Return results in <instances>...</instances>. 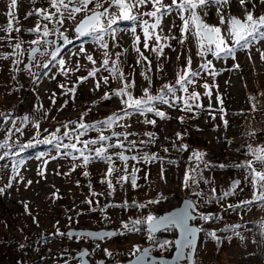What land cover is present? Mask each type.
I'll use <instances>...</instances> for the list:
<instances>
[{"label": "rangeland", "instance_id": "1", "mask_svg": "<svg viewBox=\"0 0 264 264\" xmlns=\"http://www.w3.org/2000/svg\"><path fill=\"white\" fill-rule=\"evenodd\" d=\"M171 2L172 0H163L164 4H171ZM253 3L256 4L255 9H253ZM9 4L10 0H0V29H4L9 23L7 16ZM246 5L255 11L254 14L264 11V4L259 3V0H251ZM107 6L105 4V7ZM89 7L91 8L93 5H89ZM35 9L55 11L50 7L48 0H35V3H32V0H17V6L13 9L16 17L12 21L13 31L9 34L0 30V37H3L0 39V53H13V47L10 45L22 41L21 47L15 55H10L8 59H0V110L8 107V87L12 77L17 76L19 82L26 89L24 104H31L32 106L28 113L31 119L26 122L21 138H31L33 142L36 140L40 142L41 140L52 139L53 134H55L61 138L60 143L65 144V138L74 139V136H77V130L84 131V129H77L74 131L75 134L70 135V137L64 136L66 130L61 124H67V119L75 118L79 122L78 124H90L93 119V112H107L121 106V101L117 97H113L111 100L101 99L106 92L111 94V84H113L114 89L120 85V82L117 80L113 82L107 74L108 72L103 70L101 65L105 50L101 49L91 39L64 46L57 53L56 59L50 60L47 68L42 65L46 62L54 45L37 44L48 55L35 54V60H31L28 68H25L28 50L34 46L30 41L36 39L59 41L60 32L69 35L70 41L77 35L73 29L84 15V13L77 14L75 20H66L63 25H54L41 20V25L48 24L49 29H59L58 32L43 37L42 33L38 36L36 33L28 31V29L36 26L39 19L36 15H27ZM151 10V4H146L141 6L138 11L148 12ZM207 11L208 15L203 17L204 20L210 25H219L220 20L216 7L210 6ZM223 12L225 15L239 18H243L245 14L239 0H230V3L223 8ZM133 13L136 14L137 10L134 9ZM143 18L148 19L149 23L154 22V18L147 16ZM181 25L182 21L175 11L163 17L160 28L156 30L157 34L162 37L175 36L176 39L167 41L161 39L162 44H170L171 47H165L163 55L159 58L155 52L151 51L156 44L154 39L148 41V49L144 48V33L139 22L133 23L131 26L114 25L113 27L118 29L115 40L110 35L104 37V40L109 44L106 51L109 52L112 59H115V41H118L126 47L127 58L134 62L128 65L121 58L119 62L125 76L134 79L136 82V87L131 90L134 97H140L143 89L146 88L147 81L141 75L142 72L150 76L157 85H161L168 82L171 74L173 75L176 67L179 66L177 62L178 53L183 52L181 50L183 45L179 42ZM133 27L136 29L134 33ZM224 27L226 26H222V28ZM15 28H20V31L16 32ZM136 36L140 37L136 46L148 58L147 61L141 60L139 64L137 63L138 53L133 47ZM184 43L192 58V67L196 69L202 59L201 56L197 55V43L191 35H188ZM81 46L85 48L87 54L93 56L96 61L95 64L86 59V53L79 51ZM260 52H264V41H257L249 49H238L234 59L224 56L217 58L209 53L206 57L212 63L211 71L215 72L216 75H202L197 78L195 85L189 86V92L200 93L198 103L202 105L200 109L194 108L193 112H189L196 115L195 139L198 140L199 137H202L204 140L210 141L216 154L222 153L221 156L208 155V160H219L215 165L209 163L210 161L208 162L209 165L211 164L207 167L211 170L209 172H205L199 163L201 171L194 173L198 179L197 183L195 187L190 188V192L194 195L185 196L197 206L194 213L197 219L191 223L198 228L202 226L206 234V237L199 236L193 264H264V238L257 235L253 224V222L259 221L261 217L264 218V204L256 203L247 207H239L241 202L251 199L253 188L250 182L245 179L246 171L234 167L235 164L226 159L229 155L232 158L238 156L236 149L239 147L240 135L246 130V126L249 127V136L252 135L255 147L264 146V89L258 88V86L264 88V60L261 59ZM249 55L251 59H249ZM188 56L189 54L186 52L180 55V66L186 64ZM60 59L65 61L63 71L58 63ZM15 60H19L20 63L15 64ZM149 61L151 62V71H148ZM77 64L80 66L78 69ZM236 64L239 65V68L234 67ZM96 68H100V71L96 73L95 77H88L87 80L80 82V77L88 76V72ZM104 76H109L108 84L103 83L102 78ZM97 80L100 81L101 85L99 89L95 87ZM204 83L209 84L211 96L204 95L207 91L203 88ZM60 85L65 87L61 88ZM73 87H75V93L69 92L68 89ZM256 95L259 96V101L255 99ZM177 96L186 97L187 93L186 95L185 93H178ZM218 96L223 101L222 105L217 99ZM250 96L254 99L251 100ZM53 99L55 103H53ZM253 105H255V111H251ZM182 107L183 105H181ZM221 107L224 108V113L220 112ZM77 108H79L78 111ZM160 110L165 112L169 118L161 119L157 116L146 118L147 120H155L154 125L144 123L146 119L136 114L119 120L113 127L108 128L110 133H133V135L128 136V140H135L137 148L132 151H125V154L139 157L148 153L157 157V159L150 161L141 159L127 161L128 173H131L133 167L139 169L136 173L138 187L134 188L140 189V187L146 186L148 201H159L158 203H149L148 206L136 213L137 218L141 220L149 214L153 215L156 210H161L163 206L173 208L180 204L175 197L160 198L158 196L160 189L176 192L180 173L179 167L169 163V158L175 155V151L167 141L168 134L175 131L178 126V109L162 105ZM249 110L256 115V118L253 119L256 121L252 131L249 124L253 120L246 122L249 118L247 116ZM85 113L87 114L85 115ZM224 120L227 121V127H225ZM35 122L39 123V128L35 126ZM58 125L60 127H57ZM149 132L155 134L154 142H148L150 138L146 133ZM99 135L100 133L89 129L85 135L81 136V139L94 140ZM119 140L123 141L125 145L128 143V140H124L123 136L119 137ZM140 141L147 143L140 144ZM52 143L53 146H47L40 151H33L26 155L20 160L23 161L22 164H17L18 161L9 162L0 169V188L5 189L0 194V220H3L0 221V252L8 246H16L15 243L19 244V248H23L21 245L31 244V247L38 246L33 257H37L40 264H79V260L75 259L74 255L83 246H86L89 249L90 264H109L113 261H116L117 264H124L128 260H124L125 257L139 252L135 250L134 246L141 250L150 244H161L155 243L156 238L168 237L171 240L175 238L176 232L169 229L153 235L151 243L144 245L139 234L131 232L126 235L125 231L118 226L121 217L119 209L106 207L121 201L122 191L115 186H113L115 190L112 191L108 185H100L102 180L96 181L95 179L97 184L93 187L89 183L88 177L82 174L84 168L82 160L65 157L63 153L66 150L61 148L57 151L56 141L53 140ZM164 149H168V151ZM113 151L117 153L123 149L115 148ZM73 155L78 156L79 153H73ZM205 160L207 159L203 157L201 162L204 163ZM74 164L81 166L73 170ZM220 165H225V167L218 168ZM113 167L118 177L125 175V162L114 161ZM102 168L101 163L95 162L90 166L89 172L91 175L99 174ZM41 172L43 175H40ZM162 172L163 178H161ZM201 176L203 179L200 178ZM111 178L113 179L112 175ZM235 180H240V185L232 195L224 197L223 193L231 190V184ZM28 181H32V183L29 185ZM8 184H11V187H6ZM130 185L129 182L126 186L128 193L131 192ZM212 189L216 191L213 192ZM92 192L103 193V195L92 196ZM195 193H201V195L197 196ZM215 194H218L217 196L222 199V203L217 206V209L220 210L223 207L226 209L223 212L220 211V214L222 212L224 215L220 217L221 224L211 227L198 215L205 214L204 210L201 209H206L203 205L209 202ZM88 200H91L92 203L89 204ZM25 203L28 205L27 211L24 207ZM155 216L157 215L155 214ZM34 217L36 222L33 220ZM262 223L264 236V221ZM99 225L110 226L106 229H112L117 234L110 238H103L97 243H87L93 240L85 236L72 235L69 238L67 235H55L57 230L66 233L69 228L98 229L96 226ZM233 225H240V227L233 231L230 227ZM210 232L216 233L219 242L208 235ZM228 237H231V240ZM32 239H36V242L32 243ZM102 246L111 253L110 256L103 253ZM159 251L164 256H169L170 246H164ZM101 261L103 263H100ZM182 264H186V261H183Z\"/></svg>", "mask_w": 264, "mask_h": 264}, {"label": "snow or ice", "instance_id": "2", "mask_svg": "<svg viewBox=\"0 0 264 264\" xmlns=\"http://www.w3.org/2000/svg\"><path fill=\"white\" fill-rule=\"evenodd\" d=\"M251 2V0H239V4L242 8H244V16L243 18H239L232 15H225L223 12V8L230 3V0H172L171 4H164L163 0H48V3L51 8L55 9L54 12H50L47 9H35L33 12H29L27 15H36L39 17L37 24L35 27L28 29L31 33H36L38 36L42 33L43 37H48L49 35L54 34V32H58V28L49 29L48 24L41 25V20L48 21L54 25H63L66 20H75L77 14L84 13L83 18L76 24L75 26V33L77 37H88L93 42L99 45L101 49H104L103 52L104 59L102 61L101 67L103 70L107 71L112 79L117 80L120 82V87L113 90L110 93L106 92L102 100H111L113 97H117L121 99V103L123 105L122 109L119 113H113L109 117H107L103 121H98L95 124H84L80 123L78 129H84L83 132L77 130L76 139L79 143L83 145L82 148H77L76 143H68L62 144L60 143L61 138L57 137L53 134L52 139H46L44 143H52L53 140L56 141L55 147L57 151L61 148L65 150L63 155L65 157H71L73 160L80 159L82 160V166L87 167L90 163L94 161L104 162L108 165L107 171L105 173V177H109L114 172L113 167V154H110L108 149L110 148H120L123 151H119L115 153V157L125 162V175H122L118 178V182H130L133 187H138L137 185V175L136 173L139 169L133 167L131 173L127 172V161L129 160H144L150 161L153 159H157L155 155H149L148 153H144L143 156L132 155L128 156L125 155V151H132L137 148V142L135 140H128L129 135H133V133H113V136H116L117 143L115 144H107L105 145V141L111 140L110 136H106L100 134L98 139L94 140H80V137L85 135L89 129H96L97 125H103L104 127H111L113 124L117 123L119 120H122L126 117H131L133 115L139 114L144 116L147 113H154L155 116L161 119H168L169 117L166 115L165 112L160 111L157 107V104L168 105L170 107H176L180 103H182L183 107L180 109L181 111L193 112V109H200L202 105L198 103L200 99V93L198 92H189V86L195 85L197 82V78L201 76V71L193 70L192 69V58L191 56L187 57L186 65L177 71L176 73V80L175 84H164L162 88L158 91L157 94H151L150 88L152 86L151 77L146 75L145 73H141L144 79L148 82V87L143 89V94L140 97H134L132 94V89L136 87V82L134 79H129L125 76L123 70L120 67V57L121 53L115 54V59H112L109 52L106 51L109 48V44L104 40L106 35H110L113 40L116 38V33L118 29L114 28L113 26L117 24L118 21H132L134 24L139 22L140 26L142 27L144 33V48L148 49L149 43L148 41L154 39L156 44L152 47L151 51L155 52L157 58H159L164 53L165 47H171L170 44H162L161 39L167 41L169 39H176L175 36H161L157 34L156 30L160 28L161 22L163 17L170 15L173 11L179 16L180 20L182 21V25L180 26V33L181 38L179 40L180 44L183 45L185 40L187 39L188 35H191L198 47L197 55L201 56L202 58L205 57L207 54H211L214 57L220 58L221 56L224 57H232L235 58L236 49H249L250 46L254 45L257 41H264V14L255 15L253 10H248L245 8L246 3ZM32 3H35V0H32ZM259 3L264 4V0H259ZM105 4L108 6L105 7ZM151 4L152 10L148 12H139V8L143 5ZM89 5H93V7H89ZM17 6V0H10L9 4V11L7 16L9 17V23L3 30L7 33H11L13 31L12 28V21L16 19L13 9ZM210 6L216 7V12L220 20L219 25H210L204 20V16L208 15L207 9ZM256 4L253 3V9H255ZM115 10H110V9ZM137 10V13L134 14L133 10ZM203 13V15H201ZM150 17L154 18V22L149 23L148 19H144L143 17ZM27 18V17H26ZM18 23V21H17ZM222 26H226L222 28ZM135 27H133L132 31L135 32ZM16 32L20 31V28H15ZM162 31V29H161ZM60 37L67 41L68 37L64 35L63 32L59 33ZM3 39V37H0ZM140 37L136 36L134 41V50L138 53L137 63H141V60L147 61L148 58L143 55L140 48L136 46L139 42ZM231 41V44H229ZM21 42H17L15 45H10L13 47V53L5 54L0 53V59H8L10 55H15L17 50L21 47ZM31 44L37 45L43 43L45 46L47 45H55L56 41H48V40H32L30 41ZM79 51L81 53H86V50L83 46L80 47ZM127 50H125L126 52ZM259 51V49H257ZM59 52V48H55L52 51L51 56L52 59H56V55ZM40 53L41 55H48L46 51H41L39 47H33L30 51V57L34 61L35 54ZM260 57L264 60V52H260ZM86 59L93 64L96 61L93 59L91 54L86 53ZM179 59V56L177 57ZM249 59L251 56L249 55ZM15 64H19V60L14 61ZM59 65L61 66V70L63 71V66L65 61L60 59L58 61ZM149 68L148 71H151V62L149 61ZM44 68L48 67V64L42 65ZM28 67V66H26ZM79 64H77V69L79 68ZM212 63L211 61H207L200 65V69L202 71L208 72V74L215 76L216 73L211 71ZM234 67L239 68V65L236 64ZM100 71V68L93 69L88 72V76L80 77V82H83L88 79V77H95L96 73ZM53 79L55 77H52ZM103 83H109V76H104ZM35 84V81L33 82ZM100 81L97 80L95 87L96 89L100 88ZM61 88H64V85H60ZM203 88L206 89L204 95L211 96V91L209 90V84L204 83ZM69 92L75 93V87L68 89ZM177 92L187 93L186 97L177 96ZM55 96V94H53ZM217 99L223 104V101L218 96ZM254 99V98H250ZM53 103L55 100L53 99ZM221 113H224V108L221 107ZM253 110H255V105H253ZM87 113H85L86 115ZM10 113L5 114L0 112V117H4L5 120L10 118ZM223 119V116L221 117ZM31 118L29 116H24L22 119L23 122H28ZM83 119V118H81ZM213 119L215 117L213 116ZM179 120L181 122L184 121V117H180ZM12 123L15 125V121L13 120ZM144 123L147 124H155V120H145ZM225 127H227V121L224 120ZM35 126L39 128V123L35 122ZM123 126V125H122ZM67 127V125H65ZM11 131V130H9ZM16 132H20L19 127H15ZM59 131V129H57ZM146 135L150 138L148 142H154V133H146ZM177 138H180V133H177ZM64 136H69L68 132L64 133ZM123 136L124 140H128L127 145L121 140L119 137ZM147 142L140 141V144H145ZM231 143V141H229ZM99 144V147H95V145ZM4 144H0V147H4ZM31 144L25 145L24 147H30ZM175 147V144L173 145ZM187 148V145H180V151H184ZM23 150V148L21 149ZM168 151V149H164ZM248 152L250 153L251 158L247 161L236 164L234 167L243 168L246 171L245 179L248 180L253 188V195L251 199L241 202L239 207H247L252 204L260 203L264 204V146L253 147L248 145ZM73 153H79L78 156L73 155ZM87 153V154H86ZM7 155V153H5ZM43 155V154H41ZM206 154L204 152H193L192 156L189 157L190 160L195 159L197 162L203 160V157ZM3 157H0L2 159ZM55 159V157H53ZM23 161H18L17 164H22ZM169 163H173V161H169ZM81 165H73V170L76 167H80ZM208 162H204V167H209ZM259 166V167H257ZM220 167H225V165H220ZM201 169L199 168V163H197L196 168L191 169L185 172L184 177V185L185 187H190L189 181L192 184H196L197 180L194 175H191L190 172L199 173ZM85 176L88 175V172L85 171L83 173ZM17 175L19 173L17 172ZM43 175V172L40 173ZM161 178H163V172L161 173ZM203 179V177H200ZM105 180H102L101 183H104ZM32 181H28L30 185ZM79 183V182H77ZM207 183V181H205ZM240 180L233 181L231 186V190L224 192L223 196L227 197L232 195L236 188L240 185ZM108 188L112 191L115 189L113 188V184L111 180H107ZM122 186V184H121ZM6 187H11V184L6 185ZM91 187V186H90ZM4 188H0V194L4 192ZM215 192V189H212ZM92 196L96 195H103V193H91ZM111 194V193H110ZM195 195L200 196L201 193H195ZM89 204L92 203L91 200L87 201ZM158 200L148 201V203H158ZM128 207L127 203L124 205H107L106 207ZM132 207H146V204H135L131 205ZM25 210H28V205L25 203L24 205ZM232 207V205H229ZM95 210V209H93ZM103 210V209H102ZM197 210V206L194 202L189 201L185 204V206L177 210L176 212L170 213L167 216L163 217H156L154 215L149 214L144 220L135 219L131 220L130 223H123V229L127 232H136L140 229L137 227L143 223H147L148 225V238L151 240L153 239V233L160 229L169 230L171 228H177L180 231V239L175 241L177 247V258L184 256L185 253L183 249L185 248H194L195 242L197 238V233L201 231L200 228L192 226L189 222L194 221L197 219V216L194 213ZM200 219L204 221H209L214 219L215 217L211 215H201L199 216ZM71 219V217H69ZM34 222H36L35 217L33 218ZM233 231L235 228L240 227V225H233L230 226ZM117 233L114 232H105L101 233H83L82 236L85 237H92L96 236L100 239L104 237H111L116 235ZM55 235L58 236H65L67 235L69 238L72 237L73 233H62L57 230ZM209 236L216 239L219 242V237H217L215 232L208 233ZM239 235V233H236ZM231 240V237H228ZM243 239V237H241ZM171 243L168 241L163 242L160 247L163 248L166 244ZM23 247V245H21ZM136 251H140L137 246H134ZM107 255H111L107 249L104 250ZM88 255L87 250L80 253L81 258L83 256ZM148 255V250L145 249L139 257H137L136 264H141L145 260V257ZM189 257L191 253L188 254ZM81 264H85L83 259L81 260Z\"/></svg>", "mask_w": 264, "mask_h": 264}, {"label": "trees", "instance_id": "3", "mask_svg": "<svg viewBox=\"0 0 264 264\" xmlns=\"http://www.w3.org/2000/svg\"><path fill=\"white\" fill-rule=\"evenodd\" d=\"M245 8H247L248 10H253L250 9L249 6H245ZM254 11V10H253ZM255 13V11H254ZM260 14H264L263 12H257V14L255 15H260ZM132 25L133 22L132 21H118L117 24L115 25ZM90 38L88 37H77V35L72 38L71 43H77V42H82V41H89ZM239 48L236 49V51ZM126 47L122 46L120 44V42L115 41V54L116 53H121V60H124L128 65L129 64H133L134 62L131 59H128L126 56V52H125ZM181 50L185 53H188L190 56V53L188 52V48L186 46V44L184 43ZM180 52L178 53L179 57L180 55L183 53ZM138 59V56H137ZM180 60L181 57L179 59H177L178 62V67H176L173 75L171 74V78H169L168 80V84H175V80H176V73L178 70L182 69L184 66H180ZM207 61H210L207 59V57L205 56L204 58H202L199 62V66L196 69H192L193 70H197V71H201V76L202 75H207L208 72L202 71L200 69V65L202 63H205ZM107 72V71H106ZM109 75V73H107ZM110 76V75H109ZM111 77V76H110ZM112 78V77H111ZM113 82L115 81L114 79H112ZM165 83L161 84V85H157L155 82L152 81V86L150 88V93L151 94H157L158 91L162 88V86ZM148 82H146V88L148 87ZM113 84L110 85V88L112 89L111 91L117 89L120 87L117 86V88L113 89ZM259 89H264L260 86H258ZM25 92L26 89L24 88V86H22V84L19 82L18 77L17 76H13L9 87H8V107L1 109L0 112L7 114H11L10 118L5 120L4 117H0V144H4V147H0V157H3L2 159H0V169L1 167L6 164H8L9 162H15V161H20L21 159H23L24 157H26V155L32 153L33 151H40V149L46 148L47 146H53V143H44L45 140H41L40 142H37L38 140H36L35 142H33V139L31 138H21L22 134H23V129L25 128L26 122H21L24 116H28V113L31 111L32 106L30 105H26L24 104L25 102ZM178 93H183V92H177ZM143 94V92L141 93V95ZM186 95V93H185ZM259 96L256 95L255 99H257V101H259ZM250 98H252V96H250ZM119 100L121 101V99L119 98ZM252 100V99H251ZM163 104H157V107L161 108ZM181 105L182 103H180L178 106L173 107V108H177L178 109V126L176 128L175 131H173L172 133L168 134L167 137V141L169 144H171L172 149L175 151V155L171 156L169 158V161H173V165L176 167L180 168V173H179V178H178V182L176 185V192H169V191H163L162 189H160L158 196L160 198H168V197H175L178 199V201L180 202L182 200L183 197L187 196V195H191L192 192H190V188L191 187H195V184H192L191 181H189V184L191 185L190 187H185L184 185V177H185V172L189 171L191 169L196 168L197 163L201 164V168L205 169V172H209L211 171L209 168H205L204 167V163L197 162L195 159L190 160L189 157L192 156L193 152H204L206 155L204 156L205 162H209L211 164H217L219 160L216 159H212V160H208V155L209 156H221L222 153L220 154H216V152L214 151V146L210 141L204 140V138L199 137L200 139H195V135H196V115L193 113H189V112H185V111H181ZM123 105L121 103V106L118 109H112V110H108L106 111H102V112H93V119L91 120L90 124H95L98 121H103L105 120L107 117H109L110 115H112L113 113H119L120 110L122 109ZM79 110V108H77V111ZM253 109H251L252 111ZM162 111V110H160ZM249 110V114L247 115L249 118L246 122H249L250 120L255 119L256 115L251 112ZM255 111V110H253ZM79 114V113H78ZM77 114V115H78ZM153 117L155 116L154 113H147L144 116H141L143 119L145 118H149V117ZM180 117H184V121L181 122L179 120ZM67 119V118H66ZM15 121V125L12 123V121ZM256 120L250 121V126H251V131L254 125V122ZM79 122L77 120H75V118H71V119H67V124H61V126L66 130V132H68L70 135L75 134L74 131L78 129V124ZM65 125H67V127H65ZM115 124H113L111 127H113ZM15 127H19L20 128V132H16L15 131ZM57 127H60V125H58ZM108 128L110 127H104L103 125H97L96 129H93L94 132L106 135V136H110L111 140L109 141H105L104 144H115L117 143V137L113 136V133L108 132ZM248 126L245 127L246 130H244V132L240 135V142H239V147L236 149V151L238 152V156L232 158L231 155L227 156L226 159L227 161L230 160L232 162V164H241L245 161H247L248 159L251 158L250 153L248 152V145H251L253 147H255V141L252 138V135L249 136V130H248ZM11 130V131H9ZM177 133H180V138H177ZM99 137V136H98ZM98 137L96 139H98ZM83 139V138H82ZM80 137V140H82ZM65 144L68 143H76L77 148H82L83 145L81 143H79L76 139V136H74V139H70V138H65L64 141ZM31 144L30 147H24L25 145H29ZM51 144V145H50ZM175 144V147L173 146ZM180 145H187V148L184 151H180L179 146ZM100 145L97 144L95 145V147H99ZM23 148V150H21ZM115 148H110L108 149L110 154H113V162L117 161L118 159L115 157V153L113 150ZM66 151H70V150H66ZM5 153H7V155H5ZM87 154V153H86ZM216 154V155H215ZM80 161V159H77ZM95 162L97 163H101L103 165V168L101 170V172H99V174H95V175H91L90 171V166L92 164H94ZM210 164V166H211ZM108 165L104 162H100V161H94L92 163H90L89 165H87V167H84L82 170V174L87 171L88 175L86 177H88V181L89 183H91V185L94 187L95 184V180L100 181V180H105L104 183H100L101 186H106L107 184V180H111L113 186H115V188H118L122 191V199L121 201L117 202V203H113V205H124L125 203H127V205H129L128 207H122V206H117V208L120 211L121 217H120V223L118 224L119 227H121V229H123V223H130L131 220H135L138 219L136 213L141 211L144 208H140V207H132L131 205H133V203L139 205V204H146V206L149 205L148 203V194H147V187L146 186H142L140 187V189H136L134 188L132 185L131 186V192L128 193L127 191V184H129V182H118V176L116 174V170H114L112 176L113 179L111 178V176L109 177H105V173L107 171ZM218 168H220V166H218ZM243 169V168H240ZM244 170V169H243ZM194 173L196 172H190L191 175H194ZM117 176H115V175ZM197 175V174H196ZM95 179V180H94ZM198 180V179H196ZM122 184V186H121ZM194 195V194H192ZM218 194H215L214 196H212L211 200L209 202H206L203 206L206 209H201L204 210L205 214H201V215H211L213 217H215L212 220L209 221H205L206 223H208L211 227L212 226H217L221 224V219L220 217H223L224 215L222 214V212L226 209V208H221L220 210L217 209V206H220L222 203V199L219 198V196H217ZM162 200V199H160ZM171 206H163V208L161 210H156V212L153 214L155 216L167 211L169 209H171ZM220 211L221 214H220ZM220 214V215H219ZM219 215V216H218ZM6 213H5V217H6ZM200 216V215H198ZM2 217H4L2 215ZM144 220V219H143ZM1 222L3 220H0ZM264 218L261 217V219L257 222H253V224L255 225L254 230L256 231L257 235L260 238H264L262 232H263V222ZM106 227H110V226H106V225H99L96 226V228L100 229V228H106ZM140 230L133 232V233H137L142 237V241L144 245L150 244L151 240L148 238L149 233L148 230L146 229V223H143L141 225L137 226ZM201 231H200V236L201 237H206L205 234V229L201 226ZM124 230V229H123ZM170 230L174 231L173 228H171ZM216 230V229H215ZM126 235L131 233V232H127L126 230H124ZM32 243L36 242V239H32ZM97 243V241H89L87 243ZM168 243L165 246L169 247L170 246V253L173 250V243L171 239H168ZM162 244V243H161ZM155 245L153 248V252L155 254H162L159 250H160V245ZM16 246H8V248H5L4 250H2V252H0V264H5V262L7 261V264H40L39 260L33 257V254H35L36 250L38 249V246L35 247H31V244H27L24 245L23 248H19V244L15 243ZM102 250L103 253H105V247L102 246ZM169 253V255H170ZM134 254L136 253H132L130 254V256L125 257L124 260L129 259L130 257H132ZM107 255V254H106ZM167 255V254H166ZM109 264H117L116 261L111 262ZM125 264V262H124Z\"/></svg>", "mask_w": 264, "mask_h": 264}, {"label": "water", "instance_id": "4", "mask_svg": "<svg viewBox=\"0 0 264 264\" xmlns=\"http://www.w3.org/2000/svg\"><path fill=\"white\" fill-rule=\"evenodd\" d=\"M74 29H75V27H74ZM74 29H73V32L75 33ZM65 36L68 37V40L70 39V36L69 35H65ZM67 44H68V42L65 41V40H63L60 37V40L59 41H56V44L54 45V48L51 50V52H50V54H49V56H48V58H47V60H46V62L44 64H49L50 60L52 59L51 53H52V51H54L55 48L58 47L59 48V51H60L62 49V47L64 45H67ZM33 47H38V46L37 45H34V46H32L29 49L28 55H27V61H26L25 65H24L25 68H28L26 66H29V63L32 60L31 57H30V51H31V49ZM41 51H45V50L41 49ZM125 155L132 156V155H129V154H125ZM232 184H233V182H232ZM189 201H192V200L190 198H188V197H184L182 199V201H181V203H180L179 206L173 207L172 209H170L168 211H165V212L157 215L156 217H163V216L169 215L170 213L176 212L177 210L182 209L185 206V204L187 202H189ZM191 222L192 221H190L189 223L192 226L197 227L196 225L192 224ZM146 228L148 230V225L147 224H146ZM174 230L176 232V237L173 239L174 249H173V252H172V254L170 256L155 255L154 253H152V249H153L154 245L153 244H150V245H147V246L143 247L133 257H131L129 260H127L125 262V264H136L137 257H139L140 255H142V253H143V251L145 249L148 250V255L145 257V260L143 262H141V264H182L183 261H186L187 264H193V262H194V254H195V251H196V247H197V242H198V239H199V233H200V231L197 233L195 247L194 248H185V249H183V252L185 253V255L177 258V247H176L175 241L178 240V239H180V231L177 228H174ZM163 231H165V230L164 229H160V230L156 231L153 234H158V233H161ZM69 232L73 233V235H79V236H82L81 234L88 233V232L101 233V234H103L105 232H114L115 233L114 230H112V229H106V228H100V229H74V228H69L68 230H66V233H69ZM87 238L90 239V240H93V241L102 240V239H100V238H98L96 236L87 237ZM104 238H110V237H104ZM167 240H168L167 237H159V238H156L155 239V243H163V242H165ZM85 250H87L88 255H89V249L86 246H83L81 248V250L74 255V258L75 259H78L80 261V264H81V260L82 259L85 262V264H90V261L88 259V255L83 256L82 258L80 256V253H82ZM189 253H191V256L190 257L188 255ZM100 263H103V261H101Z\"/></svg>", "mask_w": 264, "mask_h": 264}]
</instances>
